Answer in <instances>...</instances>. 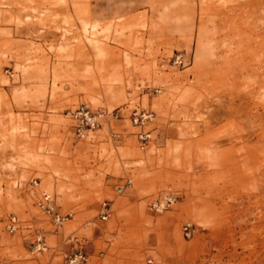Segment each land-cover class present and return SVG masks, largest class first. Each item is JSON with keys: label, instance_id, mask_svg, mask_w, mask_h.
<instances>
[{"label": "rangeland", "instance_id": "rangeland-1", "mask_svg": "<svg viewBox=\"0 0 264 264\" xmlns=\"http://www.w3.org/2000/svg\"><path fill=\"white\" fill-rule=\"evenodd\" d=\"M234 2L0 0V264H264V60ZM79 103L122 116L77 137Z\"/></svg>", "mask_w": 264, "mask_h": 264}, {"label": "built area", "instance_id": "built-area-1", "mask_svg": "<svg viewBox=\"0 0 264 264\" xmlns=\"http://www.w3.org/2000/svg\"><path fill=\"white\" fill-rule=\"evenodd\" d=\"M173 63L185 64V59L181 52H177L173 56ZM9 69H6L8 71ZM149 92L159 91L160 87H146ZM65 114L72 120V127L74 134L77 137H86L90 132L103 126L105 122L111 119H116L121 117L119 110L116 108H93L86 103H79L73 107L67 108ZM155 113L151 109L134 107L128 114L129 120L139 127L136 132V136L140 147H144L147 140L150 138L151 132L148 129H144V125L153 120ZM111 135L115 136L116 132L111 131ZM37 180L34 179L33 183ZM130 183V179L127 178L123 183H120L117 187L118 191H122L124 186ZM176 198L173 190L168 188L166 192L160 197L155 198L150 201V207L160 210L169 206ZM38 207L45 213H47L55 224L61 223L63 220L70 216V212H60L55 207V202L52 192L48 190H43L37 199ZM111 212L110 200L104 199L99 208V216L102 219H106ZM16 216L13 214L8 219V226L11 228L15 227ZM44 242L41 240L40 236H37L35 248H40ZM66 264H81L83 260L86 259L85 254L79 250L72 253L64 252Z\"/></svg>", "mask_w": 264, "mask_h": 264}, {"label": "bare ground", "instance_id": "bare-ground-1", "mask_svg": "<svg viewBox=\"0 0 264 264\" xmlns=\"http://www.w3.org/2000/svg\"><path fill=\"white\" fill-rule=\"evenodd\" d=\"M234 3L236 12L233 15L237 16L239 22L245 23L249 30L245 38L247 47L255 59L260 56L264 60V39L261 37V32H264V0H235ZM260 46L262 50L259 51Z\"/></svg>", "mask_w": 264, "mask_h": 264}]
</instances>
